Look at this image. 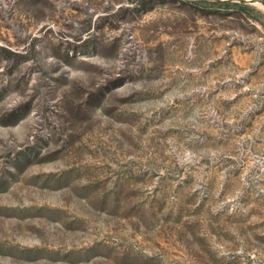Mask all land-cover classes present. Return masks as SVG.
<instances>
[{
    "label": "rangeland",
    "instance_id": "374dc122",
    "mask_svg": "<svg viewBox=\"0 0 264 264\" xmlns=\"http://www.w3.org/2000/svg\"><path fill=\"white\" fill-rule=\"evenodd\" d=\"M0 264H264V0H0Z\"/></svg>",
    "mask_w": 264,
    "mask_h": 264
}]
</instances>
